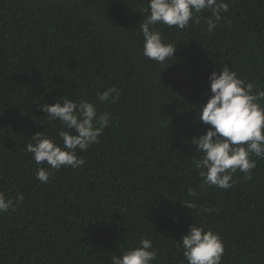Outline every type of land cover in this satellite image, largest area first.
Returning <instances> with one entry per match:
<instances>
[{"label":"trees","instance_id":"trees-1","mask_svg":"<svg viewBox=\"0 0 264 264\" xmlns=\"http://www.w3.org/2000/svg\"><path fill=\"white\" fill-rule=\"evenodd\" d=\"M225 2L212 33L208 11L183 30L158 24L178 48L157 63L142 55L149 0H0V193L18 205L0 213V264H111L141 239L153 264H187L180 242L193 223L220 235L221 264H264V159L228 190L194 165L211 72L227 64L264 89V0ZM109 88L119 98L101 103ZM63 96L111 121L79 154L84 165L41 183L27 145L38 132L59 140L62 125L40 106Z\"/></svg>","mask_w":264,"mask_h":264},{"label":"clouds","instance_id":"clouds-1","mask_svg":"<svg viewBox=\"0 0 264 264\" xmlns=\"http://www.w3.org/2000/svg\"><path fill=\"white\" fill-rule=\"evenodd\" d=\"M204 11L211 13L205 21L207 31L212 33L223 19L221 13L229 11V4L225 0H149L147 15L139 25L143 36L142 55L157 63L175 57L178 47L166 41L156 26L162 24L183 30L190 21L199 24L201 17L197 14ZM208 79L211 96L198 108V119L210 127L206 134L192 140L200 153L194 165L204 184L228 190L235 183L233 177L237 172L244 174L245 181L251 180L257 160L264 159V89H257L254 83L240 78L227 64L219 71H212ZM119 96L116 88H109L98 99L101 103L109 100L115 103ZM61 100L62 103L40 106L49 120L62 125L59 140L38 132L32 136L34 143L27 145V152L38 165L35 178L41 183L48 182L50 169H76L84 165L79 154L99 143L98 138L111 121V114L98 113L92 102L64 96ZM189 194L194 195L191 190ZM17 200L22 202L23 196L18 195ZM182 205L188 209L196 207L191 202ZM17 206L0 193V213L15 210ZM180 243L187 264H221L225 253L218 233L194 223ZM156 258L151 240L141 239L120 256H113L111 264H153Z\"/></svg>","mask_w":264,"mask_h":264}]
</instances>
